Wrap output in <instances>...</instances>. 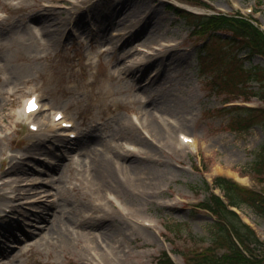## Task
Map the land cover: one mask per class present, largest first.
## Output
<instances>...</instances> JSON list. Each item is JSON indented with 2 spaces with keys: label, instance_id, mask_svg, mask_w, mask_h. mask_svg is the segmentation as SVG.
Returning <instances> with one entry per match:
<instances>
[{
  "label": "rangeland",
  "instance_id": "obj_1",
  "mask_svg": "<svg viewBox=\"0 0 264 264\" xmlns=\"http://www.w3.org/2000/svg\"><path fill=\"white\" fill-rule=\"evenodd\" d=\"M120 1L85 0L77 7L60 1L58 8L64 10L60 16L71 22L66 24V34L59 42L46 43L40 37L38 26L28 21L30 15L50 10L40 5L42 0H0V187L3 176L8 179L13 176L4 173L13 159L42 172L31 175L30 182L43 181L38 185H24L31 188L28 193L11 201L2 199V193L11 195L12 187L0 188V226L9 225L8 233L4 234L8 239L0 242V248L7 252L14 248L13 256H0V264H96V258L102 261L107 256L116 257L109 252L112 247L92 234L67 236L65 233L54 240L45 235L46 228L35 234L39 226L37 215L49 216L53 211L58 214L68 206V199L88 202L87 208L92 207L93 199L89 194L84 195L86 174L72 158L77 157L78 150L71 149L67 154L58 149L62 143L52 126V115L57 109H63L75 121L73 129L79 138L98 124L96 132L115 140L113 143L124 151L122 146L128 148L127 144L133 140L121 128L135 125L141 136L157 148L153 156L156 158L151 162L159 168V178L149 194L142 196L143 204L135 207L123 195L111 194L113 201L128 212V238L122 241L124 250L117 254L125 264H157L163 251L169 252L176 264H186L183 250L211 243L215 218L198 206L210 195L206 180L212 186L214 176L226 175L256 189L260 187L251 174L242 175V172L264 144V122L241 129L242 112L233 106L240 103L264 106L261 95L250 92L264 93V89L258 81L249 80L246 91L250 98H246L240 93V83L233 84L235 79L227 84L222 81L240 71V57L244 58L247 53L238 52L237 45L229 44L224 38L199 34L192 18L178 15L170 7L174 2L187 0H131L130 6L123 0L118 13ZM205 1L212 7L210 10L192 9L226 13L241 10L252 14L264 27V0ZM149 10L161 21L160 28L150 33L151 37L147 32L142 33L143 21H139ZM113 13H118V18L122 14L127 24H135L132 29L136 35L129 39L131 32H128L120 37L116 27H109V37L119 40H101L98 35L107 24L108 15ZM79 14L89 19L81 29L72 25ZM124 40H127L126 46ZM168 40L182 45L171 57L170 49L166 50L163 45ZM131 47L133 52L123 55L125 48ZM161 56L156 60L160 70L157 65L146 70L143 77L135 76L133 67L140 65L142 59ZM257 65L264 66V59L259 55L244 60L246 68ZM157 73L151 91L166 82L165 87L184 100L187 113L184 123L167 121L170 140L165 143L152 141L147 128L139 123L142 108L150 102L149 94L141 87ZM32 93L39 95L44 107L36 117L27 119L21 109ZM33 119L40 125L38 132L28 128V122ZM180 133L194 136L196 142L182 144ZM79 138L71 142L76 143ZM41 160H56L60 171L55 168L43 171ZM54 177L58 179L52 185L46 184ZM101 196L108 208L116 210L104 193ZM236 211L264 240V214L246 203L240 204ZM138 217L151 223L146 226L148 231L140 228ZM10 243L17 245L9 246Z\"/></svg>",
  "mask_w": 264,
  "mask_h": 264
},
{
  "label": "bare ground",
  "instance_id": "obj_2",
  "mask_svg": "<svg viewBox=\"0 0 264 264\" xmlns=\"http://www.w3.org/2000/svg\"><path fill=\"white\" fill-rule=\"evenodd\" d=\"M43 1H45V3H43ZM60 1L69 3L71 7H77L78 5L85 3V0H42V3L40 4L39 0L38 5L44 4V8L50 10L44 9L45 11L34 13L29 16L28 21L38 26L40 37L45 39L46 43L59 42L66 34L64 29L66 24L69 21L71 22V19L60 16V13L64 11L63 9L60 10L58 8ZM122 1L119 2L118 8H121ZM125 4L130 6L132 4L131 0H126ZM120 8L117 9L119 11L118 13H120ZM131 9L134 10L135 8L132 7ZM128 12L127 14H129ZM118 13L108 15V22L103 26L101 33L98 35L101 40L110 39L112 42L119 40V38L115 39L111 36L109 37L107 34V29L109 27H116L120 31V37L125 36L128 32H131L129 39L136 35L133 33L132 29L135 24H127V19L124 18V16L122 17V14L119 18L117 17ZM141 14L142 13H139V15ZM92 17H94V15ZM139 21H143V27L142 25L139 27V30L142 27L141 31L143 34H146L147 32V34L150 35L153 30L156 31V28H160L161 26V21L155 19L151 10H149L145 16H142ZM87 22H89L88 17L86 18L82 14H79L72 20V25L81 29L85 27ZM149 37H151V35ZM149 37H147V39ZM126 41L127 40L123 41L124 46H126ZM181 46L180 43L172 40H168L165 44L166 50L170 49L171 51L169 52V56L173 51H180ZM106 50L107 49L103 50L102 53ZM132 52L133 47L125 48L123 55ZM169 56L168 58L171 57ZM158 58H162V56L156 57L153 60L142 59L139 63L140 65L133 67L135 76L139 79L144 76L146 70L157 65L160 70V65L156 62ZM158 73L156 74L157 77L156 75L153 76L147 84L142 85L141 87L143 92L149 94L150 102L146 97L149 106H144L142 108V120L140 121V118L139 123L147 128L146 132L150 133L153 138L152 141L155 140L160 142L161 140V142L163 141V143H165L170 140L168 136L169 129L167 128V121L184 123L187 118V113L184 109V100L173 95L171 90L165 87L167 85L166 82L160 83L158 88H152L153 91H151V86L158 78ZM21 114L29 117V115L23 112V109ZM37 114H39V111L32 113V115ZM139 123L137 122V124ZM97 126L98 124L91 126L93 129L90 131L88 130L89 132L87 134H83L76 143L71 142L68 138L61 137L60 141L62 144L61 146H58V149L61 148L63 152H67V154L71 149L78 150L77 157L75 158V156H73L72 158L73 162L82 166V170L86 174L87 188L84 195L89 194V197L93 199V205L92 203L90 204L92 207L87 208V206H89L88 202L86 205L78 200L68 199V206H65V209H61L58 214H53V211L49 216L44 214L37 215L39 226H37L35 234L37 232L41 233L43 228L47 229L44 231L45 235H48L53 240L63 237L65 233L67 236H74L75 234L79 235L82 233L85 235L92 234L93 237H96L99 241L105 242L107 246L112 247V250L109 252L116 255V257L107 256V258L102 259V261L96 258V264H102V262L104 264H125L117 254L124 250L122 241L127 240L128 238V212L124 210V207L122 208L113 201L111 194L117 197L123 195L127 203L135 207H139L141 203L143 204L142 196L149 194L152 185L157 182L159 178L158 172H160V170L151 162L152 159L156 158L153 156L157 154V148L154 146L155 144L153 142H149L141 136L135 125H130L127 128H121V132H123L129 139L133 140V143L129 142L127 144L128 146L133 145V149L131 150L122 146L123 149L125 148L127 150L125 151L124 149V151H122L117 143H113L115 140L108 138L102 133L96 132L95 127ZM40 142H44V139L40 140ZM41 161H43V166L45 167V170L43 171H52L54 168L60 171V164L57 163L56 160ZM39 172L38 168H31L30 166L23 164V162L17 160L14 161L13 159L10 166L4 171V173H11L13 176L9 179L3 176L2 180H4V182L0 187L3 188L10 185L12 187H10L11 190L9 191L11 195H5L2 193V199L4 198L6 201L19 199L31 189L24 187V185L33 186L42 183L43 181H38L36 179L33 182H30L31 175ZM56 179L58 178L54 177L52 182H46V184L52 185ZM102 193L105 194V199L107 198L108 201L113 204V207L116 209L114 210L116 211L115 213L107 207L106 203H103V198L101 196ZM135 196H138L139 198ZM96 199L100 201L96 202ZM1 210L4 209L1 208ZM100 211L103 213L99 214L98 212ZM118 212L123 217L118 215ZM56 220L57 223L55 222ZM142 220L141 217L136 219L141 226L140 228L148 231L149 228L144 226ZM12 224L17 225L18 223L14 222ZM6 227H9V225ZM6 227L3 225L0 226L1 243L8 239V236H5L8 233ZM10 245L16 246L17 244L10 243ZM13 249L14 248L7 252L3 248H0V256H13Z\"/></svg>",
  "mask_w": 264,
  "mask_h": 264
},
{
  "label": "trees",
  "instance_id": "obj_3",
  "mask_svg": "<svg viewBox=\"0 0 264 264\" xmlns=\"http://www.w3.org/2000/svg\"><path fill=\"white\" fill-rule=\"evenodd\" d=\"M201 6L208 4L203 0H190ZM171 7L184 17L192 18V25L199 34L218 36L224 38L229 44L237 45V51H245L251 58L261 55L264 58V30L253 21L252 16L241 12L231 14L216 12L196 14L187 9ZM224 32L226 35L222 36ZM240 82V93L249 98L246 91L249 80L259 82L264 89V66L246 68L244 59L240 58V71L231 77H224L222 81L227 84L234 81ZM237 84V83H235ZM253 95L264 93L258 90H250ZM240 128L248 129L252 125L264 122V106L246 107L240 106ZM244 173L252 177L262 186L260 189L242 185L226 176H216L213 179L214 186L221 188L225 199L215 193H211L201 205L211 211L215 217V229L211 243L207 246L187 247L182 253L187 264H263L264 263V240L260 239L256 231L246 222L242 221L238 213L229 208V205L239 206L246 203L259 213L264 214V144L256 153L255 160L247 165ZM158 264H175L172 258L164 251L160 254Z\"/></svg>",
  "mask_w": 264,
  "mask_h": 264
},
{
  "label": "snow or ice",
  "instance_id": "obj_4",
  "mask_svg": "<svg viewBox=\"0 0 264 264\" xmlns=\"http://www.w3.org/2000/svg\"><path fill=\"white\" fill-rule=\"evenodd\" d=\"M32 103V108H35V102L33 101V102H31ZM31 110V109H30Z\"/></svg>",
  "mask_w": 264,
  "mask_h": 264
}]
</instances>
